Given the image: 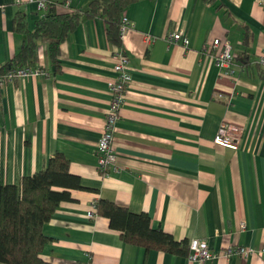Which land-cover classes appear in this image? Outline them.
Masks as SVG:
<instances>
[{"label": "crops", "instance_id": "0c3cea01", "mask_svg": "<svg viewBox=\"0 0 264 264\" xmlns=\"http://www.w3.org/2000/svg\"><path fill=\"white\" fill-rule=\"evenodd\" d=\"M91 1L60 0L43 11L39 0H0V68L30 37L34 61L23 66L44 74L0 90V186L19 185L56 153L81 186L70 189L71 200L60 202L43 225L50 240L40 257L49 264H197L188 255L125 242L97 213L105 200L145 213L151 227L175 241H206L217 255L202 264H264L257 252L264 246V67L257 64L264 6L258 0H217V7L205 0H138L125 8L129 26L121 49L131 82L114 126L118 168L101 171L97 144L120 48L99 16L81 17L55 53L50 38L32 33L49 12L67 14ZM175 33L188 39L187 47L169 40ZM214 38L231 45L232 74L213 64L206 44ZM243 51L247 64L238 58ZM222 124L238 129V149L213 143ZM228 246L254 252L225 256Z\"/></svg>", "mask_w": 264, "mask_h": 264}, {"label": "trees", "instance_id": "16d2710c", "mask_svg": "<svg viewBox=\"0 0 264 264\" xmlns=\"http://www.w3.org/2000/svg\"><path fill=\"white\" fill-rule=\"evenodd\" d=\"M54 1L59 3L60 0ZM136 1L138 0H92L85 9L67 14L49 12L46 17L36 22L32 33L36 37L50 38L49 48L55 53L58 42L81 17L99 16L106 22L107 38L121 49L119 31L122 13ZM205 1L217 7V0ZM21 21L22 17L18 15L19 28L22 26ZM17 26L15 23V28L19 30ZM35 43L32 38H27L14 59L0 68V75L10 69L30 65L34 61ZM246 43L247 36L243 40V44ZM238 58L243 64L248 63L246 51ZM257 64L261 66L258 61ZM79 188L81 186L78 177L68 172V161L60 153L51 157L44 169L23 177L19 185L0 186V263L49 264L40 257L44 245L50 240L43 234L42 227L60 202L71 200L70 189ZM97 213L108 218L111 228L120 230L122 239L129 244L172 254L189 253L187 241H175L161 228L151 227L150 219L145 213H130L126 208L105 200L98 202Z\"/></svg>", "mask_w": 264, "mask_h": 264}, {"label": "built area", "instance_id": "2783aa9c", "mask_svg": "<svg viewBox=\"0 0 264 264\" xmlns=\"http://www.w3.org/2000/svg\"><path fill=\"white\" fill-rule=\"evenodd\" d=\"M21 2L22 0H16ZM32 1V0H25ZM258 3L264 6V0H258ZM54 0H39V5L43 11H47L49 8L55 6ZM129 23L127 18L122 17L120 27V37L124 35ZM169 40L172 42H179L184 47L188 45V39L181 33H175ZM206 47L209 49V56L215 66L218 68H228L224 73L232 74V70L229 69L230 65L234 62L235 56L232 53V47L225 39L214 38L207 42ZM114 63L113 69L116 73L115 79L112 81L109 92L111 94L109 107L105 115V123L102 128V133L97 144L98 161L97 166L99 170L103 171L108 166H112L114 169L118 168L116 162V155L113 151V133L115 122L118 119L119 107L123 100V94L125 87L131 82V76L128 69V57L126 53L119 49L113 55ZM258 62L264 67V52L258 56ZM42 74L39 70H33L28 67H19L10 69L5 74L0 75V90L9 82L15 79L24 78L28 75ZM44 75V74H42ZM48 74H45V76ZM48 77V76H47ZM213 143L217 146L228 148L231 150L238 149L239 134L238 129L233 126L222 124L213 138ZM241 228L245 227L244 223H241ZM189 253L188 260L197 264H202L206 261L212 260L216 257L217 253L211 251L206 241L193 238L188 243ZM254 250L250 247H233L228 246L225 251V256L240 255L247 256L253 253ZM260 255H264V246L260 247L257 251Z\"/></svg>", "mask_w": 264, "mask_h": 264}]
</instances>
